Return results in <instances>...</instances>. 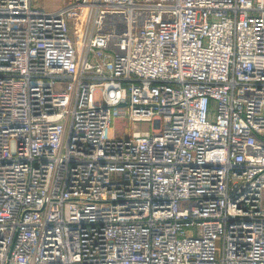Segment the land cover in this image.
Listing matches in <instances>:
<instances>
[{
    "label": "built area",
    "instance_id": "2783aa9c",
    "mask_svg": "<svg viewBox=\"0 0 264 264\" xmlns=\"http://www.w3.org/2000/svg\"><path fill=\"white\" fill-rule=\"evenodd\" d=\"M0 264H264V0H0Z\"/></svg>",
    "mask_w": 264,
    "mask_h": 264
},
{
    "label": "rangeland",
    "instance_id": "374dc122",
    "mask_svg": "<svg viewBox=\"0 0 264 264\" xmlns=\"http://www.w3.org/2000/svg\"><path fill=\"white\" fill-rule=\"evenodd\" d=\"M33 1L34 4L36 5L45 6L47 9L53 10L60 7L63 0H33ZM130 127H131V123L124 118H117L113 123V128L118 129L120 132ZM136 127L143 129L149 128L150 123L147 122L136 123Z\"/></svg>",
    "mask_w": 264,
    "mask_h": 264
}]
</instances>
